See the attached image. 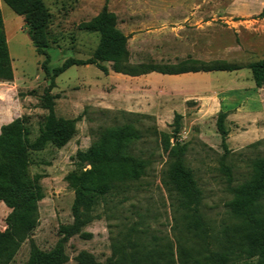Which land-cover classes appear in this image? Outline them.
Masks as SVG:
<instances>
[{"label":"rangeland","instance_id":"374dc122","mask_svg":"<svg viewBox=\"0 0 264 264\" xmlns=\"http://www.w3.org/2000/svg\"><path fill=\"white\" fill-rule=\"evenodd\" d=\"M50 13L47 26L49 65L67 58H90L98 44L97 32L81 28L106 3L117 18V27L128 35L131 64L179 66L187 58L225 61L236 71L191 74L203 80L162 76L161 83L204 89V100L184 101L174 88L159 80L139 81L111 70L103 73L94 64L72 65L55 79L51 90L57 117L78 118L71 139L58 148L51 144L32 151L29 171L39 176L44 197L38 203V225L22 242L9 264H26L32 245L51 249L62 237L61 227L73 223L74 191L66 175L77 168V151L86 150L108 126L134 121L142 138L133 151L148 160L145 175L126 193L108 196L91 213L79 233L67 238L65 264H80L87 253L95 263L105 264L123 250H154L161 264H179L181 248L210 254L224 251L239 237V219L231 215L230 186L243 182L250 162L264 155V85L257 87L249 64L264 58V0H44ZM15 70L11 81L0 82V126L22 115L29 116L31 139L39 133L47 110L42 107L48 81L40 68L43 56L27 34L20 15L7 5L0 8ZM192 12V13H190ZM192 16L178 35L172 21ZM202 19L204 26L200 27ZM107 76H105V75ZM198 76V77H197ZM141 77V76H138ZM190 82V83H189ZM173 87V86H172ZM168 91V92H166ZM219 112L226 113L227 150L217 131ZM175 114L177 125L174 121ZM155 127L157 132H152ZM169 149L183 146V161L194 175L201 200L194 223L178 209L164 185L165 171L174 156ZM174 146V147H173ZM222 164L229 166L231 178ZM264 204V199H263ZM8 209L0 201V230L5 228ZM191 213V212H190ZM83 233V234H82ZM237 264H243L239 262Z\"/></svg>","mask_w":264,"mask_h":264},{"label":"trees","instance_id":"16d2710c","mask_svg":"<svg viewBox=\"0 0 264 264\" xmlns=\"http://www.w3.org/2000/svg\"><path fill=\"white\" fill-rule=\"evenodd\" d=\"M15 14L23 17L27 34L36 50L43 56L40 68L48 81L43 96L42 107L47 110L39 133L31 139L29 116L16 117L0 126V201L9 208L5 218V228L0 230V264H9L20 245L38 225V203L44 197L38 175L29 171L31 152L43 150L51 144L64 146L76 131L78 118L57 117L54 112V95L50 92L55 79L72 65L94 64L103 73L108 72L104 62L111 63V70L129 76H138L150 72L178 74L197 71H234L240 69L236 64L225 61H202L187 58L179 66H160L157 64L129 62L128 35L116 25L117 18L110 12L106 3L100 12L81 28L97 32L98 44L90 58H67L61 65L51 67L47 26L50 13L44 0H2ZM264 17V9L259 14ZM251 78L257 87L264 85V58L249 64ZM14 76L9 54L4 21L0 11V82L11 81ZM134 121L116 123L103 128L95 141L84 151H77V168L70 171L65 179L74 191L72 203L73 223L62 226V237L49 250H41L32 245L26 264H65L68 257L65 252L67 238L81 231V227L90 219L94 208L108 196H117L128 192L135 182L141 179L148 166V160L134 153L136 142L142 138L141 128L137 125L139 117L151 119L146 114H134ZM138 117V118H137ZM175 114L174 121L177 125ZM226 113L219 112L216 120L217 131L222 147L227 150L225 139L228 130L225 125ZM152 132L156 133L155 127ZM169 139L165 148L169 149ZM174 147V146H173ZM170 150V149H169ZM184 148H171L174 156L163 178L167 190L174 196L178 209L191 215L194 223L201 200V191L197 186L192 170L183 161ZM228 178L231 170L222 164ZM232 199L229 212L239 219V237L224 251L204 254L178 249L179 264H264V155L256 156L250 162L247 178L230 186ZM191 212V213H190ZM83 234V233H82ZM154 250L145 252L125 251L105 264H161ZM80 264L95 263L87 253L78 256Z\"/></svg>","mask_w":264,"mask_h":264},{"label":"crops","instance_id":"0c3cea01","mask_svg":"<svg viewBox=\"0 0 264 264\" xmlns=\"http://www.w3.org/2000/svg\"><path fill=\"white\" fill-rule=\"evenodd\" d=\"M3 4L4 3L2 2V0H0V8L2 7ZM190 13H192V12H190ZM185 14L186 13H184V17L182 19L176 17V20L175 21H172V23H174V26H172L171 28L174 29V33L176 35H178L179 29L181 27H184L182 24L183 23H186L187 21H190L192 19V16H190V15L187 16ZM199 24H200L199 25L200 27H203L204 26L202 19L200 20ZM5 34H6V32H5ZM6 39H7L9 54H10V57H11V51H10V48H9V41H8V38L7 37H6ZM194 59H196V58H194ZM12 60L13 59L11 57V62H12V67H13V61ZM13 71H14V77H15L14 67H13ZM234 71H236V70H234ZM200 72H204V71L184 72V73L166 74V75H169L171 78H181V77L189 78V80H187V81H190L191 83H193V82L197 83L198 81L203 80V77L200 78V77L197 76L198 78H194L195 76H191V74H197V73H200ZM151 73H159V72H155L154 71V72H150V73L138 75V76H141V77H138V76H129V75L128 76L129 77H133L135 79H138L139 81H145V79L159 80L160 83L158 84V86H159L160 89L164 90V88H162V86L167 87V88H174L175 89V94H178L179 97H184V101H186V100H193L195 102H199L200 103L201 101L204 100V89H198L197 87H194L193 86V87H190V88H188L186 90H182L181 87H179V85H166L164 83H161V79H159V78L162 77V76H159L158 77V76L152 75ZM160 74H163V73H160ZM105 76H107V75H105ZM191 80H197V82L196 81H191ZM166 92H168V91H166ZM8 122H10V121H7L5 123H8ZM7 209L9 211V208H7Z\"/></svg>","mask_w":264,"mask_h":264}]
</instances>
